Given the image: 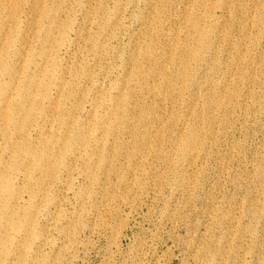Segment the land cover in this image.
I'll list each match as a JSON object with an SVG mask.
<instances>
[{
	"label": "rangeland",
	"instance_id": "1",
	"mask_svg": "<svg viewBox=\"0 0 264 264\" xmlns=\"http://www.w3.org/2000/svg\"><path fill=\"white\" fill-rule=\"evenodd\" d=\"M6 2L0 89L17 77L27 83L0 109V224L10 223L1 227L0 264H264V41L251 23L264 0H238L227 22V0ZM204 14L206 46L181 95L165 103L170 132L150 152L159 131L152 91L175 74L165 59L173 40L142 29L164 27L187 41V21L203 24ZM142 44L159 49L145 65L153 74L130 82ZM244 54L248 86L232 72ZM39 74L46 100L30 86ZM229 88L237 91L234 116L207 125V109ZM106 128L114 137L102 141ZM197 141L208 155L193 160Z\"/></svg>",
	"mask_w": 264,
	"mask_h": 264
},
{
	"label": "bare ground",
	"instance_id": "2",
	"mask_svg": "<svg viewBox=\"0 0 264 264\" xmlns=\"http://www.w3.org/2000/svg\"><path fill=\"white\" fill-rule=\"evenodd\" d=\"M227 1H228V5H224L226 0H222V2L219 3L221 5H224L222 7L226 13L224 19L225 22L229 20L231 13L233 12V10L236 9L238 0H227ZM0 5H3L4 8V10L2 11V15L6 16V14H8L6 10V6H8L6 0H0ZM164 10H165L164 6L161 5V7L159 8V12H163ZM46 13L47 11L45 10L44 15H46ZM7 18L5 20H8ZM200 20L204 21V23L203 24L194 23L190 19L187 21V26H190L193 32V35L187 41L182 40L181 38L183 36L182 32L179 33L171 30L167 31L166 28L164 27L162 29H159L152 25H145L142 29V34H148L158 39H166V41L173 40V43L169 47V55H167L165 59L168 60V65L166 66V70L167 71L174 70L175 74L171 78H168L166 75L161 77L160 82L152 91V97L154 99L152 110L154 111L156 120L159 123L157 126L159 128V131H157V134L154 137L155 145L153 148L150 149V152H159L158 142L165 134L170 132V127L172 123L167 121V119L165 118L166 116L165 103L174 96L181 95L183 91L182 85L189 77L191 73L192 65L199 58V49L204 48L206 46L210 21H209V17L205 14L201 16ZM251 23L259 29L260 33L262 34L261 35L262 41H264L263 38L264 9L258 12V14L253 17ZM9 34H10V30L4 27L0 28V56L3 47L9 42ZM33 34L34 32L31 34V36ZM243 44H244V52L248 51L251 45L250 40L243 41ZM136 47L137 49L134 54L132 68L128 72L130 82L138 80L140 78H147L151 76L153 74L152 69L148 66L146 67L145 65L151 63L154 60V57L159 54V49L155 48L152 44H142ZM249 62H250L249 56H247L246 54H244V56L240 55V57L236 62L235 67L232 69L233 74L243 82L244 86H248L251 84L250 77L247 75L248 72L244 70V67L248 65ZM24 69H25L24 66H22L20 69L19 68L15 69V73L17 75L22 74L21 71H23ZM45 78H46L45 74H39L33 76L32 79H30V86L32 87V91L34 95L43 97L46 100L48 97V92L44 89V86L47 85ZM174 80H176L177 82L176 84H174ZM26 83L27 80L25 81L19 80L17 77L10 84L7 90L5 88L0 89V95L3 96V98L0 100V109L4 108V106L6 105L9 99L10 101H14L13 94L15 93V91H18V89L21 86L25 85ZM179 84H181V86H179ZM128 86L129 84H127L126 86L120 89L121 104H124L126 102V93L128 91ZM236 93H237L236 89L229 88L227 90V93L220 100H218L214 105H212L207 109V112L209 113V117L206 123L207 125H210L211 123L212 124L228 123L229 120L232 119V116H234L232 115L233 110H235L237 107V104L234 103ZM120 108H121L120 105H116L111 112V116L116 119L117 124L122 123V118H123V116L119 118ZM8 112L9 111L6 110L4 113H8ZM30 118H31V111L26 113V115L21 119L20 124L21 125L29 124ZM201 119H204V117L201 116L199 120ZM24 134H25L24 132L21 133L20 131L18 133V138H20ZM105 134L106 135H103L102 141H108L110 138L114 137V135L111 134L109 128L105 129ZM91 138L94 137L90 136V139ZM196 145H197V150L192 154L193 160L208 155L207 150L202 149V148L208 149L206 145L202 144L200 141H197ZM23 152H24L23 150L13 151L12 157L20 155ZM43 154L48 156L45 153ZM43 160H44L43 156H40L38 158L39 164L35 166V170L42 171L40 163ZM50 175H51L50 173H46L43 175V178L45 179ZM6 185H7V178L4 174H1L0 189L4 190L6 188ZM5 218H7L6 214L3 211H0V221ZM4 224H6V227L10 225V223L8 222ZM4 224L2 225L0 224V256L5 254L7 249L6 238L1 236V232H2L1 227Z\"/></svg>",
	"mask_w": 264,
	"mask_h": 264
}]
</instances>
